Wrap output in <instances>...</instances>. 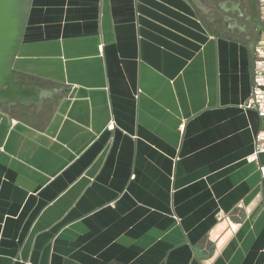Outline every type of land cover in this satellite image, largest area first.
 Returning a JSON list of instances; mask_svg holds the SVG:
<instances>
[{
    "label": "crops",
    "instance_id": "obj_1",
    "mask_svg": "<svg viewBox=\"0 0 264 264\" xmlns=\"http://www.w3.org/2000/svg\"><path fill=\"white\" fill-rule=\"evenodd\" d=\"M29 14L17 71L63 92L38 119L0 110V264H264L245 24L187 0Z\"/></svg>",
    "mask_w": 264,
    "mask_h": 264
},
{
    "label": "water",
    "instance_id": "obj_2",
    "mask_svg": "<svg viewBox=\"0 0 264 264\" xmlns=\"http://www.w3.org/2000/svg\"><path fill=\"white\" fill-rule=\"evenodd\" d=\"M187 1L190 2L192 7L196 10L198 17L202 20L213 11L204 0ZM247 2L251 9V23L255 28V34L248 48L252 54L253 60H255L257 56V37L264 32V22L260 20L256 0H247ZM32 3L33 0H0L1 111H5L6 108L11 109V107L15 106H22L25 108L35 107L36 114L40 115L47 106V102L55 100L56 96L63 92V90L57 86L48 87L32 79L24 80L17 71L16 59L23 45L22 42L26 32Z\"/></svg>",
    "mask_w": 264,
    "mask_h": 264
},
{
    "label": "flooded vegetation",
    "instance_id": "obj_3",
    "mask_svg": "<svg viewBox=\"0 0 264 264\" xmlns=\"http://www.w3.org/2000/svg\"><path fill=\"white\" fill-rule=\"evenodd\" d=\"M204 2L211 7L213 11L210 12L208 16H205L203 22L208 26H212L218 33L221 32L223 34H229L233 30L235 24H245V32L248 34L247 41L250 43L255 34V28L251 23V9L248 6L247 0H204ZM260 35L261 34L257 37V43L260 39ZM21 76L24 80L32 79L39 84L42 83L41 81H36L33 77H28L27 75ZM47 106L45 108H47ZM5 112L10 116L13 115L16 118L22 119H38L41 115L36 114L35 107L25 108L22 106H15L11 107V109L6 108Z\"/></svg>",
    "mask_w": 264,
    "mask_h": 264
},
{
    "label": "built area",
    "instance_id": "obj_4",
    "mask_svg": "<svg viewBox=\"0 0 264 264\" xmlns=\"http://www.w3.org/2000/svg\"><path fill=\"white\" fill-rule=\"evenodd\" d=\"M257 8L260 20L264 22V0H256ZM259 41L256 47V59L253 63V79L255 86L251 93L250 99L244 104V108L247 110H256L257 113L263 118L264 121V32L261 33ZM115 128V122L111 121L108 124V129L113 130ZM264 155V124L262 129L255 135V149L248 159L249 161H259V155ZM259 172L264 179V164L259 163ZM228 214L225 212H219L217 214V220L223 221L228 218Z\"/></svg>",
    "mask_w": 264,
    "mask_h": 264
}]
</instances>
